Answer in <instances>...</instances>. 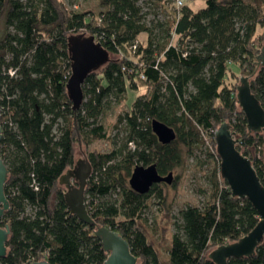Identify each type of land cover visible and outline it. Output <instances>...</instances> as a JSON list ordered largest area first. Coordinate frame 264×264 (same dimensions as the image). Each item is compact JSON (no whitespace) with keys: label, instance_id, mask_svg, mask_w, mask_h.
I'll return each mask as SVG.
<instances>
[{"label":"trees","instance_id":"obj_1","mask_svg":"<svg viewBox=\"0 0 264 264\" xmlns=\"http://www.w3.org/2000/svg\"><path fill=\"white\" fill-rule=\"evenodd\" d=\"M137 1L98 0L103 10L98 14L101 26L96 27V17L67 12L61 0H0V97L7 107L5 118L13 123L9 128L0 117L9 204L0 218V226L9 229L0 264L43 258L50 264H103L108 253L94 236L101 225L128 241L136 264H215L208 257L213 248L237 241L258 222L251 203L226 188L212 150L216 153L214 130L228 122L238 150L250 158L264 185V160L247 150L258 149L264 128L253 132L247 127L236 100L237 74L231 68L249 79L264 109V66L257 59L264 41V0H204L197 10L186 3L178 10L161 4L168 17L157 25V34L144 23ZM82 29L90 34L101 30V45L112 57L87 75L83 102L73 110L65 87L70 72L66 38ZM141 33L147 38L140 41L133 60L127 46ZM9 66L17 69L15 76L2 72ZM128 87H145L148 93L119 116L127 127L124 145L86 155L92 174L103 178L88 180L84 199L116 189L120 199L86 202L92 223L85 224L69 212L58 180L74 164L75 145L109 139L97 123L102 100L112 91L124 95ZM58 119L62 124L55 134ZM152 119L172 127L175 139L160 143L152 132ZM205 141L213 157L207 200L181 209L174 233L166 208L150 227L141 216L147 200L151 195L165 200V192L159 183L147 193H137L128 185L131 170L136 164L154 163L165 175L182 165L180 145L191 148ZM128 143L134 144L133 150L125 151ZM177 183V177L172 179L173 187ZM227 263L264 264V237L251 255L229 258Z\"/></svg>","mask_w":264,"mask_h":264},{"label":"water","instance_id":"obj_2","mask_svg":"<svg viewBox=\"0 0 264 264\" xmlns=\"http://www.w3.org/2000/svg\"><path fill=\"white\" fill-rule=\"evenodd\" d=\"M67 51L70 60V74L65 87L73 110L80 108L83 102L82 86L91 70L99 68L109 60V53L102 45L94 40L93 35L84 33L70 34L66 38ZM261 66H264V41L257 56ZM236 100L243 113L247 127L253 132L264 128V109L256 96L251 92L250 82L246 76L239 77L236 85ZM150 126L157 140L168 144L176 137L175 130L152 119ZM2 126L0 124V140ZM216 154L219 158V173L227 183L232 196L247 199L258 214V222L237 241L222 244L213 248L208 257L215 264H228L229 258L251 255L264 237V185L248 156L237 148L238 138L231 130L228 122H222L213 132ZM92 167L87 158L78 157L74 164L60 177L59 184L63 185L64 200L71 214L77 216L85 224L92 223V218L85 205V187L91 176ZM8 170L0 156V218L9 204L5 194V183ZM172 172L161 175L154 163L143 166L136 164L128 178V185L137 193L144 194L153 184L172 182ZM9 234L7 226H0V258L6 253V240ZM94 236L99 238L104 251L108 254L103 264H136V257L131 252L128 241L115 229L109 226H96ZM33 264H50L42 259Z\"/></svg>","mask_w":264,"mask_h":264},{"label":"rangeland","instance_id":"obj_3","mask_svg":"<svg viewBox=\"0 0 264 264\" xmlns=\"http://www.w3.org/2000/svg\"><path fill=\"white\" fill-rule=\"evenodd\" d=\"M67 12L78 11L87 12L92 17H98V14L103 9L98 6V0H61ZM174 0H138L137 4L143 14V21L149 27H153V33L159 32L158 24L165 23L167 20V13L162 9L161 4L168 10H175ZM186 4L197 10L204 6V0H187ZM74 5L77 9H74ZM4 32L3 21L0 20V38ZM137 38L141 42H145L147 35L140 34ZM109 57L112 55L109 54ZM129 57L135 60L129 53ZM232 70L237 74V84L239 83L238 70L231 65ZM236 81V79H235ZM131 84V83H130ZM148 90L145 87L132 89L128 87L126 94H116L113 91L107 94L102 100V111L97 118V123L101 124L106 131L109 139L98 140L86 146L75 145L74 161L78 158H86V155L91 150L99 152H110L122 148L126 140L127 127L125 120H119V116H123L126 112H130L133 102L136 98L146 95ZM62 122L54 125L53 132L57 134ZM181 153L183 158L182 165L172 170L173 179L177 177L178 183L176 187L169 184L161 183V187L165 192V200L159 199L155 195H151L147 200V205L142 212V217L146 223L152 227L155 221L160 217L161 212L166 208L172 216V224L170 225V233L177 231V224L180 223L179 212L188 205L202 206L208 198L210 192V175L213 167V157L209 150L207 141L201 145L191 148H185L182 145ZM134 144L128 143L126 150H133ZM250 156L257 155L258 158L264 160V137L263 142L258 149L248 148ZM7 154V153H6ZM96 182H100L103 178L99 173L91 172V176ZM120 199L118 190H110L108 193L96 196H86L85 203L92 201L94 204L98 202H113ZM30 211V209H29ZM174 223V224H173ZM163 253L165 251L163 250Z\"/></svg>","mask_w":264,"mask_h":264},{"label":"built area","instance_id":"obj_4","mask_svg":"<svg viewBox=\"0 0 264 264\" xmlns=\"http://www.w3.org/2000/svg\"><path fill=\"white\" fill-rule=\"evenodd\" d=\"M185 1H187V0H174V2H173L174 8L176 10H178L181 6H183L185 4ZM74 9H77V6L76 5H74ZM101 21H102V15H99L96 18V27H100L101 26ZM79 33H84V34H87V35H93L94 40L97 41V42H99L100 44L103 41H105L103 32H101V30H97V31L93 32V34H90L86 29H82ZM140 41L141 40L136 39L131 44H129L127 46V50H128V52L131 55L134 54V52H135L137 46L139 45ZM118 56H119V58H121V57L124 56L122 50H119ZM122 68L125 69V68H127V66L126 65H123ZM2 72L8 74L9 76H15V74L17 72V69L16 68H13L11 66H9L7 68L2 67ZM69 74H70V72H69ZM140 77H143L142 74H140ZM1 101H3V98L2 97H0V117H3V123L5 125H7L9 128H13L12 121L10 119H6L5 118V112H6L7 107H5V105H3ZM212 152L214 154H216L215 151L212 150ZM226 188L229 189L228 185H226ZM28 264H33V261H30Z\"/></svg>","mask_w":264,"mask_h":264},{"label":"crops","instance_id":"obj_5","mask_svg":"<svg viewBox=\"0 0 264 264\" xmlns=\"http://www.w3.org/2000/svg\"><path fill=\"white\" fill-rule=\"evenodd\" d=\"M142 34V33H141ZM139 36H141V35H139ZM142 37V36H141Z\"/></svg>","mask_w":264,"mask_h":264}]
</instances>
